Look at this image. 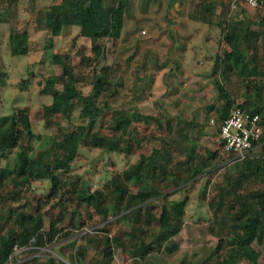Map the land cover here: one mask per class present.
<instances>
[{
    "label": "trees",
    "instance_id": "trees-1",
    "mask_svg": "<svg viewBox=\"0 0 264 264\" xmlns=\"http://www.w3.org/2000/svg\"><path fill=\"white\" fill-rule=\"evenodd\" d=\"M128 6L129 0H60L38 9L34 29L48 32L42 48L61 68V72L44 77L41 93L50 95L51 101L42 104V119L47 129L53 130L57 124L59 130L36 131L28 103L0 113V189L6 190L0 196H10L0 205V264H7L16 247L38 251L70 236L77 229L75 207L82 203L88 218L79 224L86 226L89 219L96 233L106 232L97 236L86 231L80 244L76 238L65 243L64 248L72 249L73 264H111L118 248L130 254V264H165L164 254L179 251L182 264H260L264 245V128L244 157L233 153L221 156L223 140L221 148L202 144V137L210 136L207 122L187 119L181 113L146 112L138 104L129 109L115 105L121 76L104 70L103 61L93 59L85 43L74 50L53 49L57 36L71 33L78 25L79 36L107 39V49L103 48L106 58L105 51L114 53L119 45ZM225 10L226 0H197L190 10L191 19L221 25L220 48L211 69L217 89L218 103L213 111L218 132L234 105L258 113L264 124V11L255 19L243 7L229 16ZM33 42L26 25L10 30L12 55L30 53ZM75 56L79 64H75ZM87 73L91 88L84 91L79 83ZM27 81L21 80L22 88ZM159 103L164 108L165 102ZM59 115L70 127H61ZM139 120L155 121L165 133L142 134L131 128ZM98 124L111 131H101ZM144 142L153 143L150 152L141 153L100 186L92 187L70 174L84 148L130 154L134 146ZM217 174L223 179L213 186L214 196L209 197ZM38 179H48L50 188L26 209L24 189ZM197 182L199 203L207 206L203 218L216 242L205 256L194 251L188 258V251L180 250L179 235L191 196L171 195L186 192ZM53 200L58 212L47 209ZM21 206L24 209L20 210ZM68 215L70 220L64 223ZM114 223L121 229L113 234ZM91 245L96 251L89 259ZM32 262L68 264L53 256L47 260L35 256Z\"/></svg>",
    "mask_w": 264,
    "mask_h": 264
},
{
    "label": "rangeland",
    "instance_id": "rangeland-1",
    "mask_svg": "<svg viewBox=\"0 0 264 264\" xmlns=\"http://www.w3.org/2000/svg\"><path fill=\"white\" fill-rule=\"evenodd\" d=\"M58 1L60 0H0V113L11 112L14 110V106L28 103L30 104L34 129L43 133L59 130L57 124L53 130H49L44 126L41 107L43 103L51 101V96L41 93V88L45 84L44 77L51 73L61 72V68L51 61L50 56L46 52L44 53L42 48L44 40L48 37V32L46 30H35L33 23L36 20L38 9ZM169 1H172L171 5H169ZM175 1L129 0L123 36L114 53H112L113 51H105L106 58L103 55V48L106 46L107 49V39H90L82 35L79 36L77 34L80 29L78 25L74 26L71 33L57 36L53 49L74 50L78 44L85 43L93 59L95 58L96 60L98 58L101 62L103 61L101 66H103L104 70L117 71L120 74L118 76H121L120 95L115 100V105L124 106L129 109L138 104L146 112L158 113L159 111H164L171 114L181 113L187 119L207 122V130L210 136H203L202 144L212 148H219L221 141L217 121L214 117V108L211 110L206 109L207 104L211 100H215L214 107L218 103L216 87L211 91L212 93L198 94L197 90H199V86L193 85V81H188V77H181L180 79L179 75L176 74V69H171L170 65L174 62L167 61L166 57L160 55L157 50L158 42H162L167 37L169 38V36L164 37L167 24L187 21L191 7H193L194 2L197 0H177L180 2L179 4H174ZM189 5L190 8L187 11L186 9H188ZM176 7H179L180 10H177ZM241 7L247 10L255 19H258L257 15L264 11V6L253 8L247 5L244 0H226V16L236 13ZM220 10L218 9V11ZM27 20L29 21L28 25L26 24ZM216 20L218 22L220 20L218 15L216 16ZM18 25H26L34 40V49L28 54L12 55L10 53L9 33L12 28ZM198 26L200 27L193 29V37H198L199 33L202 32L204 33V37L199 42L194 41V44L198 45L195 46L196 48H200L210 55L211 65L207 66V68H210L208 69L210 71V76L208 77H211L210 81H213L211 69L214 55L220 48L221 25H210L207 23L205 25L203 22H200ZM79 61V57L75 56V64H79ZM84 76L85 78L82 79L79 86L84 91H89L91 88V76L88 73ZM23 78L29 79L25 83L24 88L20 84ZM59 86H62V84H59ZM203 88H205V85ZM239 99L242 98L240 97ZM161 101L165 102L164 108L159 103ZM58 118H61V127H70L62 116L59 115ZM108 118H105V122ZM97 128L103 132L111 131L105 124L103 126L98 124ZM131 128L142 134L155 132L160 135L165 133V129L155 121H135ZM152 145L153 143L144 142L141 145L134 146L130 154L121 150L108 151L101 150L100 148H84V152L74 160L70 174L75 179L80 177L81 181H87L92 187L100 186L114 173L123 169L132 161L137 160L141 153H149ZM38 147L37 145L35 149ZM221 156L227 157L223 149H221ZM222 179V174H217L214 177L209 197L214 196L213 186L221 182ZM132 186L135 187V185ZM199 186L200 182H197L189 190L186 189V192H177L171 195V197H179L183 193H189L191 196V200L187 206L185 224L179 235L181 241L180 250L188 251V258L191 257L194 251L198 252L202 257L205 256L210 246L216 242V237L208 232V221L203 218L204 214H207V206L204 203H199ZM49 188L50 181L48 179L34 180L32 186L24 189L22 202L27 203L25 208L30 209V203L34 202L36 198L46 196ZM5 191L1 188L0 194ZM9 199V195L7 197L0 196V205L2 202H8ZM54 202L55 200L47 205V209L50 212L59 211L58 207L53 205ZM75 208L78 209L76 218L77 229L72 231L70 236L58 239L55 243L42 247L38 251L27 247H16L14 254L7 264H33L32 260L35 256H39L42 260H47L48 257L53 256L57 260H64L68 264H73L70 253L72 249L69 246L64 248L65 243L76 238L77 244H80L83 242L80 236L86 231L97 236H103L106 232L99 231V233H96L89 219H87L88 224L86 226L79 224L82 218H88V211L84 203ZM22 209H24L23 206L20 207V210ZM69 220L70 215H68L64 223H68ZM112 227L113 234L121 229L120 225L115 223ZM256 246L259 247L257 243ZM262 250L263 254L260 258V264H264V245H262ZM95 251V248L91 245L88 253L89 259L93 258ZM179 258L180 251L173 255L164 254L165 264H182ZM130 263V254L123 251L122 248H118L111 258V264Z\"/></svg>",
    "mask_w": 264,
    "mask_h": 264
},
{
    "label": "crops",
    "instance_id": "crops-1",
    "mask_svg": "<svg viewBox=\"0 0 264 264\" xmlns=\"http://www.w3.org/2000/svg\"><path fill=\"white\" fill-rule=\"evenodd\" d=\"M171 2L172 1H169V5H171ZM179 3L180 2L176 0L174 4ZM179 7H176V9L180 10ZM187 8L186 10L189 11L190 5ZM187 18V21L167 24L164 37L169 36V38L167 37L168 40L164 39L163 41L161 40L162 42H158L157 50L160 55L166 57L165 59L167 61L170 60L176 63L170 66L171 69H176V74L179 75L180 79L181 77H188V81H193V85L199 86V90H197L198 94L212 93L211 91L215 88V85L212 80L210 81L211 77H208L210 76V71L208 70L210 68H207V66L211 65L210 55L205 53L202 49L196 48L195 46L198 45L194 44V41L199 42L203 39L204 33H199L198 37H193V29L199 28L200 26H198V24L203 21L191 19L190 15L187 16ZM203 23L206 25L207 22ZM123 33L122 31V36ZM204 85L205 88H203ZM214 101L213 99L210 103L214 104Z\"/></svg>",
    "mask_w": 264,
    "mask_h": 264
},
{
    "label": "built area",
    "instance_id": "built-area-1",
    "mask_svg": "<svg viewBox=\"0 0 264 264\" xmlns=\"http://www.w3.org/2000/svg\"><path fill=\"white\" fill-rule=\"evenodd\" d=\"M244 2L253 8L261 5V0H244ZM263 128L264 124L258 113L252 114L241 106L234 105L219 128L220 140L224 141V153L244 157L254 146L253 140L258 139L262 134Z\"/></svg>",
    "mask_w": 264,
    "mask_h": 264
},
{
    "label": "water",
    "instance_id": "water-1",
    "mask_svg": "<svg viewBox=\"0 0 264 264\" xmlns=\"http://www.w3.org/2000/svg\"><path fill=\"white\" fill-rule=\"evenodd\" d=\"M213 107H214V104L213 103H209V104H207L206 109L207 110H211V109H213Z\"/></svg>",
    "mask_w": 264,
    "mask_h": 264
}]
</instances>
